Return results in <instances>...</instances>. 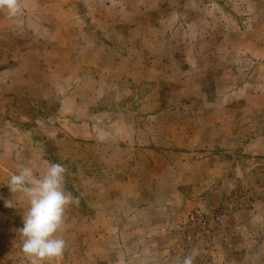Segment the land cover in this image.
<instances>
[{
    "label": "rangeland",
    "instance_id": "1",
    "mask_svg": "<svg viewBox=\"0 0 264 264\" xmlns=\"http://www.w3.org/2000/svg\"><path fill=\"white\" fill-rule=\"evenodd\" d=\"M0 9V264L18 166L67 168L45 264H264V0H20Z\"/></svg>",
    "mask_w": 264,
    "mask_h": 264
},
{
    "label": "clouds",
    "instance_id": "2",
    "mask_svg": "<svg viewBox=\"0 0 264 264\" xmlns=\"http://www.w3.org/2000/svg\"><path fill=\"white\" fill-rule=\"evenodd\" d=\"M0 9L15 16L21 11L20 0H0ZM67 171L63 164L49 162L46 171L37 175L33 168L20 165L6 184L13 194L5 200L6 207H15L17 197L28 204L22 214L23 226L18 229L27 264L51 262L62 257L66 249V240L58 233L67 206L74 202L72 193L65 189ZM181 264H194V259L187 255Z\"/></svg>",
    "mask_w": 264,
    "mask_h": 264
}]
</instances>
